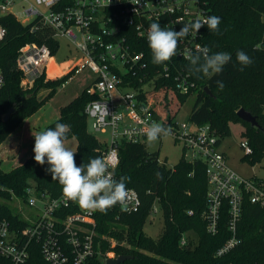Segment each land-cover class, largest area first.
Listing matches in <instances>:
<instances>
[{"label": "trees", "instance_id": "1", "mask_svg": "<svg viewBox=\"0 0 264 264\" xmlns=\"http://www.w3.org/2000/svg\"><path fill=\"white\" fill-rule=\"evenodd\" d=\"M203 1L210 8V16L221 18L218 33L208 30L207 26L203 28V43L210 50L209 54L227 52L231 61L220 75L213 76L193 75L189 72V61H182V66L196 84L189 94L179 93L172 79L155 78L150 82L159 89L155 110L159 114H168L169 119L175 118L181 103L189 95L196 94L190 120L198 124L210 123L216 129L220 143L230 133L232 123H241V134L253 149L245 157L252 164L259 163L264 158V0ZM0 21L7 28V35L0 42V68L5 76V85L0 90L1 145L24 119L44 106L73 73L54 79L42 75L36 80L34 89L25 90L21 86L23 72L17 62L20 48L30 42L45 43L55 55L60 48L59 39L54 37L53 29L38 18L23 24L14 15L7 14ZM241 50L252 58L250 65L242 66L237 62L236 53ZM159 66L152 63L150 56L149 65L142 71L149 72L148 78L142 82L138 77L131 78L133 86L141 87L149 79H154ZM217 80L224 81L223 90L217 87ZM205 87H209L212 95L205 91ZM44 88L45 93L39 95ZM88 89L87 86L62 106L60 116L43 129L54 128L58 122L70 126L67 139L74 137L77 140L74 152L78 165L102 157L107 148V141L89 131L85 108L98 95ZM13 106L10 118L4 121V115ZM240 108L251 112L259 127L243 121L237 113ZM119 157L115 177L117 180L121 176L131 177L127 187L137 191L140 207L137 211H129L117 205L107 214L97 211L95 243L102 255H95L83 264H101L108 251L115 252L116 256H132L120 264H264V206L251 202L249 197L244 199L238 223L241 242L226 254L217 255L218 249L231 237L229 211L224 205L218 232L210 233L205 217L209 186L206 164L202 159L192 161L183 155L173 167H169L165 162L160 163L159 153L150 152L144 142L125 139L120 142ZM48 167L47 163L42 166L35 162L34 152L23 164L8 171L0 161V220H7L12 229L22 230L29 224L9 204L14 199L26 202L28 188H34L38 196L62 195V186L46 172ZM156 172H160L163 178L157 179ZM156 203L162 212L164 226L155 239L146 234L143 226ZM75 210L64 209L61 216ZM183 235L187 238L185 245L181 244ZM25 264H50L42 255L40 243L35 240L29 244Z\"/></svg>", "mask_w": 264, "mask_h": 264}, {"label": "built area", "instance_id": "2", "mask_svg": "<svg viewBox=\"0 0 264 264\" xmlns=\"http://www.w3.org/2000/svg\"><path fill=\"white\" fill-rule=\"evenodd\" d=\"M0 0V18L14 15L23 24L40 19L54 31V37H64L81 53V57L66 73L73 75L63 82L65 86L75 74L89 68L95 80L88 85V91L98 98L89 102L85 113L90 119L94 132L107 133L110 138L102 157L111 156L110 171L114 173L119 164V146L122 139L130 142H144L147 127L158 122L172 129L171 136L182 145L189 160L202 159L206 164L208 180L205 217L208 231L218 232L223 206L229 211L231 237L220 247L221 256L237 246L238 223L241 220L245 197L260 206H264V180L257 177H243L227 162V156L221 149L216 129L210 124H198L193 121L180 123L168 114H159L155 110L156 94L159 89L150 84L157 77L172 79L179 93L189 94L196 87L191 75L182 66L183 53L201 54L200 49L207 47L202 40V30L195 35L189 34L179 42L177 55L161 64L154 79L143 86H133L131 78L139 81L148 78L147 70L151 50L147 42V30L151 23L161 27L179 30L184 24L203 20L210 16V8L203 0ZM22 6L26 19L20 20L13 11ZM43 7V9L41 8ZM141 33L144 35L142 36ZM7 35V28L0 21V42ZM208 48V47H207ZM54 55L47 44L26 43L19 50L18 66L23 72L22 85L32 86L45 75L49 79L48 68ZM64 74V75H66ZM62 75V76H64ZM54 78H60L54 75ZM129 78V79H127ZM5 85V76L0 68V90ZM142 94H144L142 96ZM145 143V142H144ZM246 154L253 149L247 139L241 141ZM164 161H160L163 163ZM116 178V177H115ZM129 188V187H128ZM129 200L126 210L137 211L141 201L137 191L129 188ZM26 204L35 209L29 224L22 230L12 229L7 220H0V264H25L29 257L31 241L40 243L44 259L50 264H83L95 255H102L95 243V213L81 209L77 203L62 195L50 197L38 196L34 188L27 190ZM41 200L43 206H38ZM76 209L61 216L64 209ZM156 211V209H153ZM187 238H181L185 245ZM109 257L105 254V264Z\"/></svg>", "mask_w": 264, "mask_h": 264}, {"label": "clouds", "instance_id": "3", "mask_svg": "<svg viewBox=\"0 0 264 264\" xmlns=\"http://www.w3.org/2000/svg\"><path fill=\"white\" fill-rule=\"evenodd\" d=\"M221 18L211 15L203 20L184 24L178 31L161 27L159 23H151L147 30L148 47L152 54V63L161 65L170 61L177 55L180 40L189 34L195 36L201 28L218 33ZM143 36L144 34L141 33ZM209 49H200L201 54H192L190 51L183 53L190 63L189 72L193 75L202 73L205 76L220 75L224 67L231 61V55L227 52L209 54ZM236 60L242 66H248L253 61L244 51L236 53ZM242 70V69H241ZM221 90L225 87L223 80L216 81ZM70 126L66 123H56L54 128H48L33 134L34 136V160L39 165L49 167L46 172L51 174L53 181H58L62 186V194L69 201L89 212L107 214V212L120 205L124 207L128 200L130 189L127 182L131 177L121 176L117 180L110 171L111 156L91 158L88 163H76V152L66 145L67 134ZM172 129L153 121L146 129L145 135L149 144L158 141L161 137L171 135ZM157 179H162L160 172L155 173Z\"/></svg>", "mask_w": 264, "mask_h": 264}, {"label": "rangeland", "instance_id": "4", "mask_svg": "<svg viewBox=\"0 0 264 264\" xmlns=\"http://www.w3.org/2000/svg\"><path fill=\"white\" fill-rule=\"evenodd\" d=\"M34 3V0H28ZM28 2V4H29ZM43 9V7H41ZM22 6H15V11L20 20L26 19V15L22 13ZM60 48L54 55V60H51L49 64V75L59 73L60 69H67L69 65L73 64L80 59L81 53L64 37H59ZM96 75L89 69L85 68L78 74H75L73 78L63 87H59L56 94L41 107L40 112L36 113L33 117L26 119L33 120L34 124L40 126L39 130H43L47 125L55 121L60 116V109L67 104L74 97L79 95L89 84L95 80ZM47 79V78H46ZM21 86L25 90H32L36 86L34 83L32 86ZM46 88L41 89L39 95L45 93ZM196 94L189 95L177 112L175 119L180 123L190 121L191 110L195 104ZM24 119L8 136V138L0 145V161L4 170L8 171L12 168L23 164L28 157L32 155L33 145L35 143L33 136V126L31 122L25 124ZM38 120V121H37ZM91 120L88 119L89 131L95 133L101 140L109 141L110 128L107 133L94 132L91 126ZM242 125L239 122H234L230 126V133L221 140V148L226 152L228 164L240 175L244 177H257L264 180V158L261 162L252 164L248 158L245 157V150L241 146V141L245 138L241 134ZM150 152H158L160 161H164L167 166L173 167L179 159L185 155V151L181 144L176 143L171 136L161 137L158 141L149 144L147 138L144 140ZM66 145L71 150H76L77 140L72 137L66 140ZM12 152H14L12 154ZM15 154V155H14ZM190 153H186V157H189ZM9 204L13 210L19 213L23 218L29 219L35 209L28 207L26 202L19 199L10 201ZM38 206H43V202L38 200ZM154 209L147 217L144 223V231L152 238H158L163 230L164 219L159 205L156 203ZM113 244L115 240H111ZM111 255L116 256L115 252L108 251Z\"/></svg>", "mask_w": 264, "mask_h": 264}, {"label": "water", "instance_id": "5", "mask_svg": "<svg viewBox=\"0 0 264 264\" xmlns=\"http://www.w3.org/2000/svg\"><path fill=\"white\" fill-rule=\"evenodd\" d=\"M205 91H206L208 94L212 95V92H211V90L209 89V87H205ZM13 111H14V106L11 107V108L8 110V112L4 115V118H3L4 121H7V120L10 118V116H11V114H12ZM237 113H238V116H239L243 121L250 123L252 126H257V127H259V123H258V121H257V118H256L254 115H252L251 112L247 111V110L244 109V108H240V109L238 110ZM122 209H126V207L124 206V207H122ZM131 257H132L131 255H125V254H123V255H118V256H115V257H109V258L106 260V263H105V264H120V263L124 262L125 260L130 259Z\"/></svg>", "mask_w": 264, "mask_h": 264}, {"label": "crops", "instance_id": "6", "mask_svg": "<svg viewBox=\"0 0 264 264\" xmlns=\"http://www.w3.org/2000/svg\"><path fill=\"white\" fill-rule=\"evenodd\" d=\"M54 60V59H53ZM77 62V61H76ZM76 62H74L73 64H71V65H69V67L67 68V69H60V71H59V73H57L56 75H59V77H62V75H64V74H66L71 68H72V66L76 63ZM48 71H49V68H48ZM48 74H49V72H48ZM54 75H49V79H54V77H53ZM41 109V108H40ZM40 109L36 112L37 114H38V112H40ZM35 113V114H36ZM35 114H33L31 117H33V116H35ZM30 117V118H31ZM30 118L29 119H26L25 120V124H28L29 122H31L30 124H31V126H33V133L35 134V133H38V132H40L41 130H39L40 129V126H37V124H34V121L33 120H30ZM38 121V120H37ZM242 128V127H241ZM242 130V129H241ZM43 131V130H42ZM221 147V146H220ZM222 150H223V148H221ZM224 151V150H223ZM225 152V151H224ZM14 152H12V154H13ZM225 154H226V152H225ZM15 155V154H14ZM227 156V155H226ZM227 162H228V160H227ZM242 176V175H241ZM244 177V176H243Z\"/></svg>", "mask_w": 264, "mask_h": 264}, {"label": "bare ground", "instance_id": "7", "mask_svg": "<svg viewBox=\"0 0 264 264\" xmlns=\"http://www.w3.org/2000/svg\"><path fill=\"white\" fill-rule=\"evenodd\" d=\"M52 60V59H51ZM50 63H51V61H50Z\"/></svg>", "mask_w": 264, "mask_h": 264}]
</instances>
